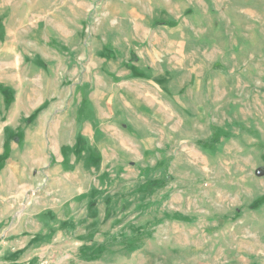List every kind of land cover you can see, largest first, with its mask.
Instances as JSON below:
<instances>
[{
    "label": "rangeland",
    "instance_id": "obj_1",
    "mask_svg": "<svg viewBox=\"0 0 264 264\" xmlns=\"http://www.w3.org/2000/svg\"><path fill=\"white\" fill-rule=\"evenodd\" d=\"M0 195L31 264H264V0H0Z\"/></svg>",
    "mask_w": 264,
    "mask_h": 264
},
{
    "label": "crops",
    "instance_id": "obj_2",
    "mask_svg": "<svg viewBox=\"0 0 264 264\" xmlns=\"http://www.w3.org/2000/svg\"><path fill=\"white\" fill-rule=\"evenodd\" d=\"M145 100L151 101L150 97L145 95L143 102L131 105L130 109L132 108L133 112H138H134L135 114L148 121L151 118L143 115V111L139 112L140 109L138 108V106H142L143 109H148L144 106ZM152 103L149 102L148 105L151 106ZM139 128L141 129V127ZM161 132L164 133L165 131L161 130ZM149 135H151L150 132ZM137 142L135 139V143ZM30 148L26 152L31 151ZM20 166V161L11 160L8 163V168L12 170V174H17ZM65 175L67 174L62 173L60 177L56 175L57 180L64 178ZM15 204L12 199L0 195V264H31L34 256L39 254L37 249L41 247L43 240L41 233L46 230L48 217L45 214V208L20 207V209L14 210Z\"/></svg>",
    "mask_w": 264,
    "mask_h": 264
}]
</instances>
